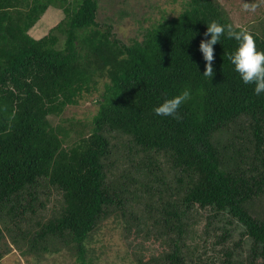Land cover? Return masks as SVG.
<instances>
[{"label": "trees", "instance_id": "1", "mask_svg": "<svg viewBox=\"0 0 264 264\" xmlns=\"http://www.w3.org/2000/svg\"><path fill=\"white\" fill-rule=\"evenodd\" d=\"M50 8L65 15L52 28L39 23ZM99 10L100 0H0V264L12 246L28 264L45 256L103 264L94 236L111 221L124 242L142 228L150 234L149 222L175 237L163 257L139 263L192 264L183 218L192 209L236 224L223 235H240L224 264H236L242 249L250 264H264V215H255L264 201V94L225 55L235 40L214 46L213 77L203 76L199 50L212 21L240 28L217 0H189L125 43L98 22ZM241 28L264 51V20ZM185 89L190 98L175 117L154 113ZM96 97L91 120L62 118ZM118 145L150 161L117 170ZM44 190L60 195L49 215ZM146 198L159 205L147 202L153 213L142 222L134 207Z\"/></svg>", "mask_w": 264, "mask_h": 264}, {"label": "rangeland", "instance_id": "2", "mask_svg": "<svg viewBox=\"0 0 264 264\" xmlns=\"http://www.w3.org/2000/svg\"><path fill=\"white\" fill-rule=\"evenodd\" d=\"M189 0H100V10L98 14V22L104 26L111 27L113 34L116 38L122 42L128 43L130 39H135L139 35L141 38L143 28H147L150 25L156 23L162 18H172L178 16L185 4ZM226 9L232 23L236 27H247L254 30V24L256 25L261 20H264V0H217ZM245 4H247L249 10H245ZM255 9L254 11L252 9ZM65 15L62 10L50 8L43 16L39 23H45L50 28L57 25L64 19ZM38 23V24H39ZM51 30V29H50ZM257 32L258 31H254ZM31 35L34 39H42L46 35L45 32L40 38H36V31L32 30ZM99 99L92 98L89 100L82 101L80 105L69 107L63 114V119H76V120H91L98 112L99 105L97 104ZM52 122L56 125L61 122L59 117H51ZM121 143L122 140H119ZM120 145H118V148ZM121 156L123 157L122 164L118 166L116 163V169L121 172L125 170L133 169L135 166L142 164V159H146L143 155L137 156L126 146L120 147ZM134 160V164L131 162ZM164 161V159H162ZM167 173L165 174V176ZM164 176L163 181H167ZM161 180V182H162ZM131 184V183H129ZM161 186L159 185V188ZM131 191H136L137 186L129 187ZM162 188V187H161ZM46 204L47 211L44 213L49 215L50 210L60 209V195L53 192H46ZM146 205L134 207V211L137 216L140 217L143 222L142 216L148 217L151 211L148 207L153 206L154 208L159 205L156 203V199L153 201L145 200ZM147 208V209H146ZM157 210V209H156ZM211 212L203 211L200 209H192L188 211L187 216L183 217L186 221L185 231V250L184 254L189 263L195 264L200 262H213L214 264H224L228 260L226 254L228 252L233 253L235 244L239 242V233L232 234L231 238L224 239L225 230L228 228L233 231L236 224H229L223 217H219L215 220L209 219ZM255 215H264V201L258 202L255 208ZM157 218H161V214H155ZM151 217V216H149ZM141 222V224H143ZM209 223L211 225H209ZM227 223V226L225 225ZM151 233L144 228L137 231V236L134 234L131 240L134 242L123 240L119 231L116 230L115 222H107L101 230L94 236L93 247L96 249L100 262L106 264H142L138 262L141 258L142 262H146L150 259L163 257L165 252L169 249L172 250L173 242L170 240L175 238L174 236L165 238L162 234V229L157 227L153 223H147ZM143 226V225H142ZM165 231V229L163 230ZM134 238L136 240H134ZM9 244V240L7 239ZM13 247V252L8 250V254L4 257L3 264H28L23 259L19 251ZM100 253L98 249H103ZM54 257H39L41 261L39 264H54ZM236 264H250L251 260L247 257V254L242 249L236 252ZM97 260V259H96ZM197 261V262H196ZM63 264H71V260H61ZM98 264V262H95ZM253 264H263L261 261H256Z\"/></svg>", "mask_w": 264, "mask_h": 264}, {"label": "clouds", "instance_id": "3", "mask_svg": "<svg viewBox=\"0 0 264 264\" xmlns=\"http://www.w3.org/2000/svg\"><path fill=\"white\" fill-rule=\"evenodd\" d=\"M245 10H249L247 4ZM204 35L205 39L199 45V50L206 61L203 76L213 77L214 46L219 43L222 36L226 35L228 39L235 40L237 45L234 51L225 54L234 66V71L239 74L245 85H255V95L264 94V51L257 50L254 36L248 29L236 30L231 24L212 21L207 25ZM189 98L190 91L185 89L180 95L164 99L154 108V113L157 116L175 117L180 106Z\"/></svg>", "mask_w": 264, "mask_h": 264}]
</instances>
